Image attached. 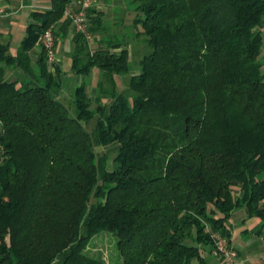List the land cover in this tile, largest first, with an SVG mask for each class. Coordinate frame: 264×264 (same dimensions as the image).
<instances>
[{
    "label": "trees",
    "instance_id": "16d2710c",
    "mask_svg": "<svg viewBox=\"0 0 264 264\" xmlns=\"http://www.w3.org/2000/svg\"><path fill=\"white\" fill-rule=\"evenodd\" d=\"M72 1L34 11L15 53L0 40V264H115L89 251L102 231L118 264H193L214 233L229 241L235 210L264 227V0H128L151 49L138 73L102 10L75 30ZM51 26L56 43L72 34L73 109L42 45ZM113 143L109 167L96 147Z\"/></svg>",
    "mask_w": 264,
    "mask_h": 264
},
{
    "label": "rangeland",
    "instance_id": "374dc122",
    "mask_svg": "<svg viewBox=\"0 0 264 264\" xmlns=\"http://www.w3.org/2000/svg\"><path fill=\"white\" fill-rule=\"evenodd\" d=\"M93 6H96L97 9L102 10L104 12L103 16V28H105V32L103 33L104 37L106 39H111L115 42H119V38L122 39L121 42H123L122 47H126L129 50V60L131 64V73H138L140 70L139 62L142 59V57L146 54H148L151 49L146 42V36L142 34V27L141 26H135L134 20L137 17V12L134 10H129L128 8V0H121L115 1V0H95V3ZM53 30L55 29L54 26H51ZM71 34V33H70ZM72 36V34H71ZM102 34H96L90 37V44L92 49L97 47V42L101 38ZM15 42H13V46L11 45V51L15 52ZM66 49V51H65ZM71 39L66 38L65 40H59V42L56 44V57L61 55L62 53H68L67 59L69 58V55H71ZM264 49V47H263ZM115 52H119L121 49H112ZM40 51V48H39ZM66 55H64V58ZM261 59H264V50L263 54L261 56ZM264 70V67H263ZM15 73L19 74L20 71L14 70ZM72 75L70 77L66 78L68 84V87L66 86L63 89L60 94V100L64 102L66 105H68L71 109H73V104H71V93L73 88L76 86V84L81 83L83 81V77L80 76V81L78 82V74H76L74 71H72V68L70 69ZM97 75V78L94 79V76ZM129 74L125 75H118L116 76L118 89L120 91L124 90L129 82ZM101 78V77H100ZM99 80V74L98 70L94 69L93 74L90 78H88L89 81V87H88V93L89 88L91 85H95L97 87V82ZM105 81V80H104ZM105 84L109 86L108 81H105ZM65 86V85H64ZM89 95H91L89 93ZM97 95V93H96ZM95 95V96H96ZM93 96V95H92ZM91 97L92 103L95 106V98L94 96ZM107 101V100H106ZM95 124V120L90 121V123L87 125V128L91 130ZM119 149L118 143H113L107 146H98L96 147L97 152L100 154L105 153L109 157V167L112 166L113 159L117 154V150ZM118 237L110 232L102 231L98 235H96L89 245V251L92 254L96 255H102L108 262L118 264L120 253L117 247Z\"/></svg>",
    "mask_w": 264,
    "mask_h": 264
},
{
    "label": "crops",
    "instance_id": "0c3cea01",
    "mask_svg": "<svg viewBox=\"0 0 264 264\" xmlns=\"http://www.w3.org/2000/svg\"><path fill=\"white\" fill-rule=\"evenodd\" d=\"M121 1V0H115ZM6 12L0 17V40L8 41L13 46L15 42V52L21 41L26 36V29L31 21V14L37 10H47L50 8V0H4ZM71 34L67 38L71 39ZM39 46L35 47L32 57L36 58ZM66 51V49H65ZM12 52V51H11ZM12 52V53H15ZM67 52V51H66ZM68 53L58 54L57 61L52 64L51 69L56 67L60 70L63 89L68 85L66 78L72 75V58ZM64 55L66 57L64 58ZM73 71V70H72ZM78 82L80 76H77ZM97 75L94 76V79ZM80 83L76 84L79 85ZM65 85V86H64ZM90 96L96 97L97 87L91 85L89 88ZM92 96V97H93ZM264 178V174L262 175ZM230 244L238 252L240 264H264V227L260 226V219L248 217L245 209H237L233 212L231 219ZM193 264H226L219 256L214 253L210 246L203 247V260H194Z\"/></svg>",
    "mask_w": 264,
    "mask_h": 264
},
{
    "label": "built area",
    "instance_id": "2783aa9c",
    "mask_svg": "<svg viewBox=\"0 0 264 264\" xmlns=\"http://www.w3.org/2000/svg\"><path fill=\"white\" fill-rule=\"evenodd\" d=\"M95 3V0H74L65 9L64 17L71 19L72 25L77 32H87L88 11ZM6 12L4 0H0V17ZM42 45L47 53L51 64L57 61L56 37L52 27L47 28L42 35ZM216 246L214 253L223 259L226 264H240L237 250L229 243L228 239L214 233Z\"/></svg>",
    "mask_w": 264,
    "mask_h": 264
}]
</instances>
